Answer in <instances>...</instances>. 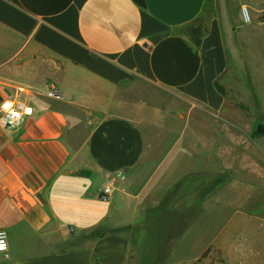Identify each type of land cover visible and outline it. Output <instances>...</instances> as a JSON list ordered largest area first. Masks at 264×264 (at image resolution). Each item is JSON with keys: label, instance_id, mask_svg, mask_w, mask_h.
Masks as SVG:
<instances>
[{"label": "crops", "instance_id": "1", "mask_svg": "<svg viewBox=\"0 0 264 264\" xmlns=\"http://www.w3.org/2000/svg\"><path fill=\"white\" fill-rule=\"evenodd\" d=\"M227 11L224 0H0V103L18 85L41 93L30 117L0 126V264H264V139L251 137L264 18ZM49 85L60 100L43 96Z\"/></svg>", "mask_w": 264, "mask_h": 264}, {"label": "built area", "instance_id": "2", "mask_svg": "<svg viewBox=\"0 0 264 264\" xmlns=\"http://www.w3.org/2000/svg\"><path fill=\"white\" fill-rule=\"evenodd\" d=\"M240 18L243 23L250 24L252 22L251 14L245 7L240 9ZM14 94L11 97L4 99L0 103V126L4 129H12L16 127L24 118L30 117L33 108L30 102L31 97L40 96L41 93L30 90L28 87L18 85L13 87ZM44 97L51 100H60L61 95L58 90L49 85L43 94ZM112 196V187L110 183L104 182L99 192V199L102 201H109ZM0 242L3 247H0V260L4 259L8 251L7 233L0 230ZM195 264H198L197 262Z\"/></svg>", "mask_w": 264, "mask_h": 264}, {"label": "rangeland", "instance_id": "3", "mask_svg": "<svg viewBox=\"0 0 264 264\" xmlns=\"http://www.w3.org/2000/svg\"><path fill=\"white\" fill-rule=\"evenodd\" d=\"M225 1V3H226V6H227V8H228V14L229 13H238V14H240V9L242 8V7H245V8H247L248 10H249V12H250V14H251V11H252V8H262V9H264V0H224ZM256 6V7H255ZM211 15V11H210V9L208 8V9H206L199 17H198V19L196 20V22L194 23V24H196L197 22L199 23V24H203V22L209 17ZM264 18V16L263 15H259L257 18H253L252 16H251V19H252V22L251 23H253V21H256V20H262ZM246 85H247V83H246ZM231 90H232V88H231ZM230 90V91H231ZM148 91H149V93L150 94H157V95H160L161 96V102H162V105H164L165 104V106L166 105H168V104H172V99L168 96V94L166 93V92H164V91H162V90H158V89H153V88H148ZM235 101V100H234ZM248 116H250V119H249V125H252V123H253V115H248ZM226 117V116H225ZM223 118L222 119V121L225 119V120H227V121H229V122H231V123H234V124H236V119L235 118H232V117H230V116H228L227 118ZM222 121H220V122H222ZM258 127H261V129H263V130H260ZM214 130H213V132H214V136L216 135V136H220L222 133L220 132V130L219 129H217V128H219V127H215L214 126ZM231 133V132H230ZM232 133L234 134V133H236V132H234V131H232ZM219 134V135H218ZM250 136V135H249ZM251 137H261L262 139H264V114H262L261 115V120H260V122L259 123H256V125L254 126V129L252 130V133H251ZM264 141V140H263ZM225 142V144L226 145H223L222 147H221V149L220 150H223V154H225V155H227V153H228V151H230V153H235V150H236V148L235 147H233V145H229L226 141H224ZM218 149V147H214V149ZM233 149H235V150H233ZM215 153V152H214ZM262 153H264V145H262ZM217 159H219V158H217ZM222 159V158H221ZM219 161V160H218ZM199 163H202L203 164V167H204V169H208V168H210V167H208L207 166V164L206 163H203V162H198V164ZM227 162H225V164H226ZM264 163H262V165H263ZM216 165V163H214V166ZM215 167H217V170H219L218 169V165L217 166H215ZM214 168V167H213Z\"/></svg>", "mask_w": 264, "mask_h": 264}, {"label": "trees", "instance_id": "4", "mask_svg": "<svg viewBox=\"0 0 264 264\" xmlns=\"http://www.w3.org/2000/svg\"><path fill=\"white\" fill-rule=\"evenodd\" d=\"M200 37H201V33H200V30H199V27H196L193 31H192V41L194 42V44L196 46L199 45V41H200ZM260 130H263L261 129V127H258Z\"/></svg>", "mask_w": 264, "mask_h": 264}, {"label": "snow or ice", "instance_id": "5", "mask_svg": "<svg viewBox=\"0 0 264 264\" xmlns=\"http://www.w3.org/2000/svg\"><path fill=\"white\" fill-rule=\"evenodd\" d=\"M0 247H3V244H2V242H0Z\"/></svg>", "mask_w": 264, "mask_h": 264}]
</instances>
